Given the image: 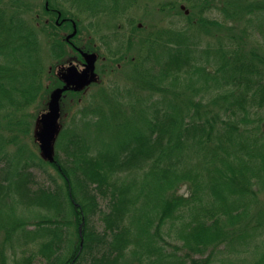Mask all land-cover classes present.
<instances>
[{"label":"trees","instance_id":"16d2710c","mask_svg":"<svg viewBox=\"0 0 264 264\" xmlns=\"http://www.w3.org/2000/svg\"><path fill=\"white\" fill-rule=\"evenodd\" d=\"M244 1L157 0L141 90L76 101L48 160L20 116L71 48L52 18L76 40V9L122 17L95 51L124 61L137 0H0V264H264V0Z\"/></svg>","mask_w":264,"mask_h":264},{"label":"rangeland","instance_id":"374dc122","mask_svg":"<svg viewBox=\"0 0 264 264\" xmlns=\"http://www.w3.org/2000/svg\"><path fill=\"white\" fill-rule=\"evenodd\" d=\"M148 1L137 0L136 5L130 7V10H132L133 15H136L137 17L140 16L139 22H136L135 25L136 27H139V30L137 29L134 38L127 42L126 59L124 61H120L116 59L115 60L116 62L115 61L109 62L107 60L105 61L104 58L99 57L98 53L95 51V46L100 45L98 39H101L103 35L109 33V30H111V32L120 31L121 32L120 34H123V32L126 35L129 34L130 31L128 29L127 31L125 28L123 30L124 26L121 25L122 17L118 15L114 16V14H112V16H109L107 14H98L97 16H92L90 18L88 17L86 11L82 10L81 12H78L77 9L74 7V9H76L75 12L79 16L80 23L83 24H81L79 28L80 32L77 36V39L72 41L75 44H77L80 48L83 49L86 48L85 50L88 53L90 52L96 54V60L94 63L95 78L87 85H85L83 88H81L79 91L69 90L63 93V95L60 98V116L57 125L58 130L61 128L60 125L63 119L69 117L71 113L74 112V108L76 107V103H75L76 101L80 102L81 100H83L82 101L83 105L86 102L92 104L93 101L99 99L100 92L105 94L109 90V86H110L109 82L110 83L114 82L117 85L128 87L131 89V91L134 94L137 93V91L141 90L142 87L140 85L143 83V76H141L143 68L141 66V63L136 61L135 58L142 55L143 56L147 55V57H150L154 50V43L156 39L159 38L156 36V34L161 29L160 27H163L164 29H168V25L172 24V20H170L169 18L170 12H165V16L162 18H160L159 16L160 8L163 6L162 2H157V0H148ZM239 1L245 2L244 0H239ZM33 2L35 5H33L32 7H26L24 1L22 0L23 6L21 7V9L24 11L25 15L26 14L30 15L29 12L34 14L37 7L40 8V4H41L40 0H33ZM139 3H141V6H138ZM68 5H70V3L68 2L64 3V6H68ZM183 6H184L183 9L188 8L186 4H184ZM162 8L164 9V7ZM52 19L54 22L56 21V17H53ZM171 19L173 18L171 17ZM164 23H166L167 25ZM65 27H66L65 30L62 31L64 37L66 36V34H68V32L70 33L72 31L71 25H66ZM118 27L119 28L122 27V28L118 30L116 29ZM203 35L204 33L201 35V37H203ZM185 36H191V32L188 31ZM44 37L45 35L42 33L40 39ZM164 37L162 38V40L167 41V39ZM112 38L113 36L108 37V39L110 40ZM257 39L259 40L260 37L256 34L254 40L257 41ZM219 41L220 40H214L213 42L215 43V45H217ZM41 43L44 50L45 44L44 42H42V40ZM71 48H68L67 46L65 54H63L64 55L63 61L61 62L59 61L58 62L59 65H55V66L49 65V63H51L52 58L48 55V53L46 55V58L44 57L45 61L47 62V66H46L47 71L50 72L53 75V77L56 75L54 78L55 87H53L51 90L61 85V81L59 80V75H58L59 71L66 68L69 62L75 64L81 62L82 55L78 54L76 50L74 51L72 50L73 48L72 49ZM139 72L141 74H139ZM102 78L103 80L101 81H105L103 82V84L106 83V86L104 87H100L101 81L99 80ZM147 88L150 89L149 94L153 95L154 94L152 92L153 89H151L149 86H147ZM51 90H49L47 97L45 95L46 98L43 101L35 103V105H33L30 108V110H27L28 114L26 117L24 114L25 112L20 116L22 121L26 120L27 128L28 130H30L25 140L31 145V148H35V149L39 148L38 141L36 138V131L40 128L39 115L47 108V104L49 101V93L51 92ZM136 103H138V101ZM55 141L56 138H54V142H53L56 144ZM52 173H55L54 169H52ZM94 222L99 229H101L102 225H104L101 220L98 221V217L96 216Z\"/></svg>","mask_w":264,"mask_h":264},{"label":"water","instance_id":"95a60500","mask_svg":"<svg viewBox=\"0 0 264 264\" xmlns=\"http://www.w3.org/2000/svg\"><path fill=\"white\" fill-rule=\"evenodd\" d=\"M76 32L75 24L73 31L66 39L72 37ZM84 57V67L78 70L77 66L70 63L60 74L64 85L51 90L47 108L39 115L40 128L36 131L38 147L42 156L48 160L53 158V141L57 132V123L60 116V97L64 90L70 86L77 90L94 80L95 53L81 51Z\"/></svg>","mask_w":264,"mask_h":264},{"label":"flooded vegetation","instance_id":"af4514ba","mask_svg":"<svg viewBox=\"0 0 264 264\" xmlns=\"http://www.w3.org/2000/svg\"><path fill=\"white\" fill-rule=\"evenodd\" d=\"M65 19H68L69 22H70L71 27H73L75 21L73 19H71L70 17H68V18L67 17H61L60 13L57 11V17H56V21L55 22L57 24H61ZM68 34H69V32H68ZM68 34H66V35H68ZM75 35H76V33H75ZM73 37L71 39H66V36H65L64 39L72 46L73 49L72 48L71 49L75 51L76 50L75 48H78L79 46L72 41L73 40ZM78 54H80V53H78ZM81 58H80L81 59V62L75 64L78 67V70H80V69H82L84 67V58H83V56H81Z\"/></svg>","mask_w":264,"mask_h":264}]
</instances>
